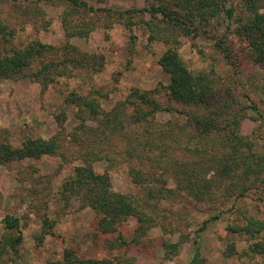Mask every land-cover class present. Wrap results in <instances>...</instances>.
Instances as JSON below:
<instances>
[{
  "label": "rangeland",
  "instance_id": "rangeland-1",
  "mask_svg": "<svg viewBox=\"0 0 264 264\" xmlns=\"http://www.w3.org/2000/svg\"><path fill=\"white\" fill-rule=\"evenodd\" d=\"M87 1L95 8L125 10L143 8L153 0ZM65 6V0H0V17L15 31L11 42L0 44V55L10 54L15 47L39 40L56 47L58 56L55 54L51 59L57 61L63 58L59 53L64 52V45L69 41L95 55L93 62L99 61L98 68L69 71L67 74L75 76H60L46 88L29 78L0 77V141L19 147L28 138L48 139L65 127L68 133L65 150L69 159L45 155L0 165V264H63L66 246L76 249L84 257L103 258L118 252L128 254L135 264H187L194 248L199 246L202 264H264V255L247 253L251 243L264 240V232L260 238H254L231 231L232 226L243 225L247 217L264 219V166H260L258 174L246 175L238 170L233 178L225 179L203 200L195 199L186 190L180 191L176 175L182 161L196 160L210 166L209 163H215L229 148L212 147L218 142L212 140L218 132L201 139L195 130L176 129L173 132L169 122L182 124L188 114L207 115L212 109L206 103H177L178 111L157 115V127L152 129L154 134L142 125L134 124L132 108L126 100L135 88L166 92L164 86L169 84L170 76L159 64V58L168 45L162 41L151 43L148 33L138 25L130 30L122 22L124 20H118L116 15L110 17L107 11L86 14L97 25L88 38L68 40L62 22ZM227 7L235 10L231 30L227 32L228 45L233 50L239 49L240 57L241 48L247 43L236 32L237 20L248 12L242 0H227ZM224 17L225 13L198 35L184 36L177 31L178 48L193 71L201 70L210 75L214 95L219 100L227 101L246 114L241 131L255 141L257 152L261 153L264 152V116L260 117L259 113L264 114V67L252 61L245 63L244 59L242 69L235 74V69L216 49V42L227 29ZM150 18L146 13L145 19ZM107 24L111 26L107 27ZM74 91L80 95L92 92L93 98L101 100L105 111L118 106L124 111L121 113L123 128L120 121L113 120V127L118 129L113 133L107 123L102 126L98 120H88V128H84L89 130L88 133L80 129V108L66 102ZM104 94L108 96L104 98ZM159 95L168 105L165 102L167 96L160 92ZM254 104L257 108H250ZM61 117L65 118L63 124ZM225 117L221 121H225ZM101 119L105 117L102 115ZM109 119H115L113 113ZM106 127L103 133L101 130ZM89 134L93 138L91 144ZM102 145L115 152L109 164L97 162V170L108 169L113 189L134 196L151 217L142 224V229L135 217L122 224L115 235L125 236L128 244L113 251L109 249V240L115 235L98 232L97 213L91 208L79 210L77 199L66 203L61 192L65 180L82 162L78 159L81 151L92 152L93 148L99 149ZM126 149L131 150L130 155ZM167 159L172 163L168 164ZM240 165L244 166V160ZM132 166L142 171L146 182L134 181ZM166 168L169 169L168 183L161 177ZM201 168L202 175L208 179L214 177V170L204 174L205 165ZM243 187L246 190L241 195ZM152 189L153 196L150 195ZM155 189H161V192L157 193ZM8 214L19 217L21 222L23 240L14 245L11 239L20 233L8 229L2 222ZM46 216L55 223L50 233L46 230L48 226L44 227ZM166 241L179 245L170 252ZM233 247L236 251L230 254L229 249Z\"/></svg>",
  "mask_w": 264,
  "mask_h": 264
},
{
  "label": "trees",
  "instance_id": "trees-1",
  "mask_svg": "<svg viewBox=\"0 0 264 264\" xmlns=\"http://www.w3.org/2000/svg\"><path fill=\"white\" fill-rule=\"evenodd\" d=\"M242 2L248 15L237 20L236 32L242 36L247 46L241 48V54L244 56L238 57L237 51L239 49L233 50L228 45L227 32L231 30V21L234 19L235 10L233 7H227V0H153L143 8L133 7L125 10L95 8L87 0H65L66 6L62 22L68 40L71 38H88L90 33L96 29L97 25L94 19L86 16L87 13L107 11L110 17L116 15L118 20H124L122 22L130 30H133V26L138 25L145 33H148V40L151 43L162 41L168 45L159 58V64L170 76L169 84L164 86L166 92L162 93L159 89L141 91L135 88L126 100V103L132 108L131 115L134 124L142 125L148 132L151 133L152 131L151 134H154L152 129L157 127V115L161 112L174 113L178 111L176 109L177 103L194 105L206 103V106L212 109V112L207 115L190 113L186 122L182 124L169 122L173 132L176 129L187 132L195 130L201 139L210 137L214 131L215 134L218 132V135L212 138L218 142L212 147H221L223 150L229 148L227 152L224 151L222 156L218 157L215 163H209L210 166L196 160L188 161V159L180 163L176 175L178 187L180 191L190 192L197 200H203L205 196L210 195L215 187H220L225 179L233 178L238 170L246 175L258 174L260 166H264V152H257L255 141L241 131V124L246 118V114L241 110H236L227 101L219 100L214 95L215 89L210 75L201 70L193 71L182 58L178 48L180 37L177 31H180L184 36L198 35L204 27H208L213 20L220 18L225 13L224 21L227 29L216 42V49L223 54L227 64L235 69V74L242 69L244 59L245 63L252 61V63L264 67V0H242ZM146 13L151 16L150 19H145ZM136 17L138 19H135ZM162 23H165L164 27L161 26ZM110 26L107 24V27ZM14 36L15 31L0 17V44L11 42ZM55 54L58 56V51L54 45L39 40H34L21 48L15 47L10 54L0 55V77L16 80L29 78V80L38 82L46 88L69 71H79L82 68L91 71L98 68L96 65L99 61L96 60L95 63L92 60L95 55L83 51L69 41L64 45V52L59 53L63 57L62 59L57 61L51 59ZM33 65L35 66L33 67ZM66 76L73 77L75 75L68 73ZM43 87L42 89H44ZM159 92L167 96L168 101L165 100V102L168 105L161 101ZM92 94L91 92L80 95L74 91L66 98L68 105H75L80 108L78 113L82 112L79 114V118L82 120L80 129L88 133L89 130L84 129L88 128V120H98L102 126L107 123V126L113 129V133L118 132V129L113 127L115 126L113 120L120 121L123 128L124 118L121 117V113L124 111L118 109V106L105 111L101 100L96 99V97L93 98ZM107 96L104 94V98ZM246 107L248 108V106ZM250 108H257V106L254 104ZM112 113L115 119H109ZM102 115L105 117L104 120L101 119ZM224 116H226L225 121H221ZM259 116L263 117L264 114L259 113ZM60 119L61 124H63L65 118L61 117ZM94 129L93 127L92 130ZM105 129L107 127L101 131L105 133ZM65 130L64 127L62 131L48 139L43 137L28 138L19 147H15L6 141H0V165L27 158H41L45 155L60 156L69 161L65 150L68 133ZM91 135H87L89 144L93 141ZM94 140L96 141L97 138ZM100 141L104 142L102 138ZM131 147L136 149L133 144ZM126 150L130 155L131 150ZM114 152V150H109L103 145L99 149L93 148L92 152L81 151L78 159L82 162L75 166L74 173L65 180L61 189L66 203L71 199H77L80 203L79 210L93 209L99 216L98 232L112 236L131 217L138 219L140 229L143 228L142 224L151 218L134 196L113 189L108 169L104 172L97 170L95 164L97 162L109 164L113 160ZM242 160H244V166L240 165ZM167 163L170 164L172 161L167 159ZM203 164L205 165L204 174L211 169L215 171L212 179L202 175L201 166ZM168 170L166 168L161 175L167 183L170 180ZM131 174L136 183L140 184L147 180L142 171L136 167H131ZM155 190L157 193L161 192V189ZM231 190L234 191V188L231 187ZM245 190L243 187L241 195ZM153 194L154 190L152 189L150 195L153 196ZM2 222L8 229L20 233L16 238L11 239V244L14 245L23 240L19 217L8 214L5 215ZM54 225V221H51L49 216L44 217V227L48 226L46 230L49 233ZM231 231L260 238L264 232V219L247 217L243 225H234ZM127 244L128 240L125 236L122 234L115 235L109 240V249L113 251L119 246L122 247L121 245ZM165 245L172 252L179 243L166 241ZM235 251L234 247L229 249L230 254H234ZM247 253L264 255V240L251 243ZM63 256V264H135L134 258L128 254L118 252L116 255L103 258L84 257L76 249L67 246L64 248ZM202 263L201 251L199 246H196L187 264Z\"/></svg>",
  "mask_w": 264,
  "mask_h": 264
}]
</instances>
